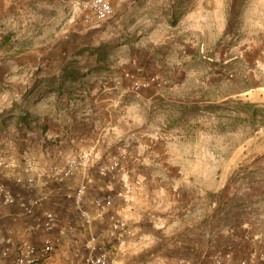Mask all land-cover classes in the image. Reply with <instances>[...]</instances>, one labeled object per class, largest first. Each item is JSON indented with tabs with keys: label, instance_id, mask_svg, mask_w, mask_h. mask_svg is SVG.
I'll return each instance as SVG.
<instances>
[{
	"label": "crops",
	"instance_id": "0c3cea01",
	"mask_svg": "<svg viewBox=\"0 0 264 264\" xmlns=\"http://www.w3.org/2000/svg\"><path fill=\"white\" fill-rule=\"evenodd\" d=\"M76 1L0 0V90L21 91V96L45 89L62 92H49L54 98H46V109L33 118L39 127L28 131V147L33 154L39 148L35 157L42 166L62 164L67 156L97 147L93 171L43 190L49 195L43 208L55 211L68 231V240L47 264H79L87 255L83 245L88 236H105L112 216L123 217L133 230L118 264H209L215 256L222 264H264V258L250 259L264 256V178L253 177L254 162L247 169L244 192H223L224 184L216 179L208 188L205 175L189 174L212 165L186 157L194 140L217 131L206 133L208 121L220 120L213 114L217 108L227 105L238 112L244 107L252 123L256 108H264V0H181L184 14L178 22L94 27L68 19ZM133 1L135 8L148 5L147 0ZM113 2L117 15L133 4ZM233 11L237 18L229 22ZM56 16L61 21L54 25ZM49 26L53 29L48 34ZM115 27L121 30L119 38H108ZM81 35H87L86 48L78 43ZM89 39L102 40L104 48L113 43L131 48L113 58L108 50H94ZM228 63H243L246 80L233 83L236 93L230 100L236 102L224 104L225 99L208 96L221 86L223 65ZM256 63L262 70L255 84ZM136 70L159 75L167 85L151 87L138 97L114 88L112 75ZM95 72L105 75L103 83L80 84ZM68 73L80 77L67 78ZM51 76L57 87L44 80L32 88L36 79ZM118 153L127 155L118 179L100 178L99 165ZM85 176L91 181L83 207L93 217L86 230L80 228V219L75 222L69 198ZM130 182H140L143 188L125 197L123 185ZM15 191L18 204L1 211L0 238L11 235L38 244L45 234L33 228L22 207L41 191L19 186ZM105 196H111L113 205L94 208L92 202Z\"/></svg>",
	"mask_w": 264,
	"mask_h": 264
},
{
	"label": "rangeland",
	"instance_id": "374dc122",
	"mask_svg": "<svg viewBox=\"0 0 264 264\" xmlns=\"http://www.w3.org/2000/svg\"><path fill=\"white\" fill-rule=\"evenodd\" d=\"M132 1L133 0H130L129 3L132 4ZM236 1L239 2L242 0ZM236 1H234L235 5ZM171 2L168 1L167 3H160L156 0H147L148 5L145 4L144 6L143 4L142 9H140V7L135 8V6H133V3L128 8L126 7L127 9L122 14L117 15L116 12L115 18L107 22V25H109L110 22L113 24L114 22H178V20L181 19L184 14L182 1L176 0L174 1L175 4H172ZM75 3L72 5V10L69 14L68 19H73V22H81L82 14L81 11L77 9ZM236 18V12L233 11L229 22H235ZM60 21L61 20L59 19V17L56 16L54 22L52 23L55 25ZM52 29L53 27H47L48 34ZM112 30H114L113 34L108 35V38H119L121 30H119V28L117 27L113 28ZM87 39V35H81L78 39V43H81L80 46L84 44L82 48H86L85 46ZM91 41L94 50L98 52L102 50H108L113 55V58H118L121 55V52L126 50L130 51L131 48V46L121 47L117 43H113L110 48L108 47V45L104 48L102 40L89 39V42ZM88 44L90 45V43ZM255 66L256 84L261 78L262 69L260 68L258 63H256ZM223 69L224 71L221 76L222 78L219 81L221 86L212 91L208 98L214 101L218 100L219 98H223L225 99L223 101L224 104L226 102L228 103L229 101L236 102V99L230 100V96L236 93V89L233 83L244 82L246 80L245 67L243 63L239 65H231V63H228L226 65H223ZM236 72H239V75L235 76ZM104 77L105 75L95 72L88 77H84L85 79H81L80 84H100L103 83ZM117 77H120V75H112L113 79ZM214 81L218 82V78H216V80ZM45 84L47 86L51 85L54 88L57 87L59 83L55 80V77L51 76L50 82H47ZM21 94V91L10 92L7 90H0V183H10L11 180L9 171L5 168V164L10 160H18V158L21 157L20 155L24 148L23 137L28 138L26 125H23L22 122L19 123L18 117L29 114L31 116L30 127H32V129L34 128L36 131L39 127V124L35 122L33 118L36 117V114L46 109V98H48L49 100H52L54 98L52 97L53 94L50 95L47 89L41 92H38V90H36L35 92H33L30 99H22ZM240 98L246 100L244 95H240ZM256 112L257 113L256 117L254 118V123H252L247 122V113L244 107H240L238 112L227 105L217 108L213 114L218 115L220 117V120L215 119V122L208 121L206 123V133L211 132V130L217 131L211 132L205 138H198L197 140H194L195 144L192 145L193 149H190L191 153L189 152L188 154H186V157L189 161L197 162V164L199 162L205 163L207 165H212L214 168L208 169L205 172L196 170L189 172V174L196 176L197 178L199 177L198 175H205L208 188H212L209 186L210 181L213 180L214 182L216 179L218 181L217 183L224 184L225 187L222 189L223 192H229L234 189L236 190L237 188L240 192H244L243 190L247 185L246 178L248 175H250L247 174V169L248 167H250L252 162H254L255 164L253 177L255 179L264 178V108L258 107L256 108ZM36 132L34 134H36ZM204 148L205 150H202ZM33 150L35 153H37L39 148H37L36 146V148ZM202 151H206V154H204V152ZM29 153L32 157L39 161V159L35 157V153L33 154L31 150H29ZM96 166L97 162L94 164V167L91 171H93ZM73 207V211L78 217H76L75 222L80 219V228H84V230H86L85 228H87L88 226L82 221L81 217L79 216L78 209L75 206ZM76 224L77 223H75L74 225L73 223L72 225L76 226ZM91 236L102 235L91 234L90 236H88L83 245L84 248L85 244ZM125 251H127V247L123 250H119L117 253L121 255L123 252L125 253ZM83 259L84 258H82L79 264H82Z\"/></svg>",
	"mask_w": 264,
	"mask_h": 264
},
{
	"label": "built area",
	"instance_id": "2783aa9c",
	"mask_svg": "<svg viewBox=\"0 0 264 264\" xmlns=\"http://www.w3.org/2000/svg\"><path fill=\"white\" fill-rule=\"evenodd\" d=\"M75 5L81 11L82 21L89 27L107 23L116 16V5L113 0L77 1ZM113 83L115 89L123 88L125 92L138 97L151 87L157 89L165 87L167 80L159 75H149L142 70H136L124 72L120 77L115 78ZM96 156L97 147L91 145L78 154L67 156L62 164L42 166L37 159L29 154L24 155L21 160L6 162L5 168L9 171L11 183H0V227L3 218L2 209L15 207L19 202L15 187L36 189L41 191V195L31 198L23 204L22 215L32 219L33 228L44 233L45 236L38 244L18 241L11 235L1 237L0 264H47L52 259L56 251L67 240L68 231L55 211L43 208L44 203L49 199V195L43 190L52 185L64 186L78 174L89 173L94 167ZM126 159L125 153L110 155L99 165L98 175L104 180H117ZM90 180L91 177L85 176L73 195L69 197L87 226L91 225L93 220L91 212L83 207ZM142 188L143 184L140 182L125 183V197H129L131 193L140 191ZM92 205L96 209L107 210L113 205V201L111 196H105L96 198ZM132 236L133 230L128 222L122 217L112 216L107 234L91 236L85 244L87 255L82 264H118L119 254L117 252L127 247L128 240ZM258 258L263 259L264 256L252 255L250 259L254 262ZM178 264L184 263L179 262ZM209 264H222V258L215 256Z\"/></svg>",
	"mask_w": 264,
	"mask_h": 264
},
{
	"label": "trees",
	"instance_id": "16d2710c",
	"mask_svg": "<svg viewBox=\"0 0 264 264\" xmlns=\"http://www.w3.org/2000/svg\"><path fill=\"white\" fill-rule=\"evenodd\" d=\"M73 73H74V70H73ZM78 73H79V71H78ZM76 77L77 78H79L80 76H75V77H73V75L72 76H70L69 75V73H68V76H67V78H74V79H76ZM44 80H50V77H43L42 78V80H39V78L38 79H36V81L34 82L35 84H33L32 85V88L33 87H35L36 85H38V83L39 82H41V81H44ZM50 93H58V94H61L62 92L57 88V89H51L50 91H49ZM31 94H33V91L32 92H30ZM30 93H29V95H30ZM29 95H25V96H23L22 95V99H29ZM15 107V106H14ZM256 110H255V113H254V117H256ZM30 115L29 114H25V115H23V116H19L18 117V121H19V123H23V125H26V129H27V134H28V131H31L32 130V127H30L31 125H30ZM28 126V127H27ZM26 134V135H27ZM24 139H23V144H24V147L25 148H23V150H22V153H21V157H19L18 158V160H21L22 159V157L24 156V155H27V154H29V155H31L30 153H29V150H31L28 146V138H26V137H23ZM26 149V150H25Z\"/></svg>",
	"mask_w": 264,
	"mask_h": 264
}]
</instances>
